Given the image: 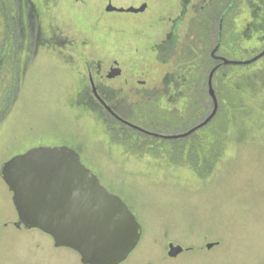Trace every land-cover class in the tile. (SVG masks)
<instances>
[{
  "label": "rangeland",
  "instance_id": "obj_1",
  "mask_svg": "<svg viewBox=\"0 0 264 264\" xmlns=\"http://www.w3.org/2000/svg\"><path fill=\"white\" fill-rule=\"evenodd\" d=\"M84 1L31 0L36 43L35 37L30 40L27 17L20 21V0H0V264H82L76 252L56 248L42 232L16 227L12 194L1 178L2 166L12 158L62 146L78 152L142 227V239L124 264H264L262 90L251 82L235 116L237 125L220 135L224 148L207 173L195 164H173L164 155H139L136 141L120 138L124 127L111 120L92 93L90 75L95 88L106 92L105 100L113 93L121 108L134 103L139 110L141 92L158 89L164 92L162 110L184 112L186 99L172 84L176 60L171 57L164 65L155 49L171 26L148 16L105 14L107 0ZM124 2L133 0H114V5ZM261 4L264 0H240L232 13L228 47L246 53L235 60L264 50L263 33L238 37L262 21ZM193 16L180 22L178 38ZM17 22L26 38L16 44L11 38L20 33ZM113 61L121 75L110 79ZM170 244L184 253L170 258ZM208 244L218 245L207 250Z\"/></svg>",
  "mask_w": 264,
  "mask_h": 264
},
{
  "label": "water",
  "instance_id": "obj_2",
  "mask_svg": "<svg viewBox=\"0 0 264 264\" xmlns=\"http://www.w3.org/2000/svg\"><path fill=\"white\" fill-rule=\"evenodd\" d=\"M111 10L112 7L108 9ZM218 50L219 46L212 58L220 65L208 79V95L214 108L201 125L185 134L160 136L125 123L163 140L186 139L209 125L219 110L213 88L216 72L222 67H250L264 59V50L243 61L219 57ZM120 75V68L113 66L109 78ZM107 110L114 115L108 107ZM1 178L13 195L18 216L16 227L42 232L53 240L56 248L76 252L82 264H124L142 239V227L128 206L109 193L98 176L84 166L78 152L67 146L34 148L16 156L2 166ZM217 245L208 244L206 248L211 250ZM169 250L172 259L185 251L174 244H170Z\"/></svg>",
  "mask_w": 264,
  "mask_h": 264
},
{
  "label": "trees",
  "instance_id": "obj_3",
  "mask_svg": "<svg viewBox=\"0 0 264 264\" xmlns=\"http://www.w3.org/2000/svg\"><path fill=\"white\" fill-rule=\"evenodd\" d=\"M239 1L225 0L222 3L220 0H212L211 3L197 8L196 14L188 23L186 34L179 38L173 49L172 58L174 57L176 60L179 69L172 75V84L175 90H182L186 99L184 112L162 110L160 100L163 98L164 92H160L158 89L141 92L142 99L138 102L141 105L139 110L133 107L134 103H128L121 110L116 108L115 111H118L122 118L148 133L160 136H177L188 132L195 125L203 123L213 110V102L208 95V79L211 71L216 67V62L212 59V52L218 41L219 23L223 13L225 16L221 37L222 47L219 55L221 53L224 58L229 60L244 58L246 55L242 48L238 51L230 50V46L228 47L230 40L227 41L231 29L234 28L232 13L237 8ZM260 6L264 8V4ZM255 20L258 21L256 14ZM15 25L16 23L13 24V28ZM16 28L20 33L16 32L15 34V30H12L15 36L11 38V41H16V44L22 43L26 37L21 34L20 23L17 22ZM252 32L264 34V13L262 21H259L258 25L255 21L238 37L248 39ZM31 33L30 40L35 37L37 43L38 35L33 30ZM253 70L255 72H252ZM181 73H184L183 76ZM235 75L239 78H236ZM177 78H180V82H176ZM252 81L254 88H260L264 93V59L250 67L220 68L213 78V88L219 105L218 113L207 127L186 139L163 140L151 135L140 134L130 128H123L120 138L126 137L124 141H136L134 146L139 155L146 153L154 157L164 155L173 164H195L200 172L207 173V167L218 160L224 148L222 147L224 146L223 141L219 140L220 135L228 133L232 126L237 125L236 113L243 109L241 99L245 96ZM99 92L100 96L104 98L106 92ZM1 121L3 120L1 119ZM211 136L217 137L218 140L210 142Z\"/></svg>",
  "mask_w": 264,
  "mask_h": 264
},
{
  "label": "flooded vegetation",
  "instance_id": "obj_4",
  "mask_svg": "<svg viewBox=\"0 0 264 264\" xmlns=\"http://www.w3.org/2000/svg\"><path fill=\"white\" fill-rule=\"evenodd\" d=\"M211 1L212 0H133V2H131V4L124 2V4L116 6V5H114V0H107V5H106L105 9L103 10V13H105V14L129 15V16H136V17L148 16V17L153 18V19L155 18L156 20L166 21L168 23V25H170L171 27H169L167 29V32L163 35L165 38L159 44H156L155 49H156V52L159 54V56L161 55L160 57L162 59L160 60V62H162L164 65H167L171 62L173 49L179 40L178 35L176 33H177V31H179L178 27H179L180 22L182 20H184L190 13L192 14V16L195 15L197 8H199L200 6L201 7L205 6L208 3H211ZM224 1L225 0H220V2H222V3ZM79 2H81L82 4H86V2L84 0H79ZM25 5L28 6V8L30 7V11H28V9H27V12H26ZM111 7L113 10H111L109 12L108 9ZM131 10H135L136 12L135 11L132 12ZM18 15H20V21L23 18L25 20V17H27V24L29 23L30 31H32V30L34 31V29H33L34 27L32 28V26H33L32 22L36 19L35 18L36 15H35L34 4H33V2H31V0H20V4H19V8H18ZM22 15H24V17H22ZM224 16L225 15L223 13L221 20H220V23H219L220 25H219V30H218V41H217L216 46L214 48V50H215L219 46L218 55H219V52H220L221 47H222L221 37H222ZM20 24L22 27L21 30L23 31L24 26H23L22 22H20ZM219 57H222V56L219 55ZM222 58H224V57H222ZM214 61L216 62V66L220 65L219 61H216V60H214ZM113 66L119 67L118 62L113 61ZM90 82L92 85L94 84L93 83L94 81H93V78L91 75H90ZM92 93L94 94L93 89H92ZM97 94H98L99 98L102 99V102L105 105L98 98L97 99L101 102V105L103 107L105 106L106 112L110 115L111 120L114 123L119 124V126L124 127V128L133 129V128L129 127L126 123H130L132 125H134V124L131 123L130 121L122 118L115 111L116 108L121 110V107H120L119 103L116 105L115 100H114L115 97L113 96V93L107 94L106 100L100 96V92L98 90H97ZM94 96H96V95L94 94ZM107 107L114 113V115L107 110ZM134 131H136L140 134H145V133L140 132L138 130H134Z\"/></svg>",
  "mask_w": 264,
  "mask_h": 264
}]
</instances>
